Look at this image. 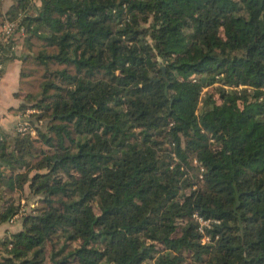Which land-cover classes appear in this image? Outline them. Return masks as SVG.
Here are the masks:
<instances>
[{
    "label": "trees",
    "instance_id": "16d2710c",
    "mask_svg": "<svg viewBox=\"0 0 264 264\" xmlns=\"http://www.w3.org/2000/svg\"><path fill=\"white\" fill-rule=\"evenodd\" d=\"M40 2L8 10L36 132L0 127V264H264V0Z\"/></svg>",
    "mask_w": 264,
    "mask_h": 264
},
{
    "label": "crops",
    "instance_id": "0c3cea01",
    "mask_svg": "<svg viewBox=\"0 0 264 264\" xmlns=\"http://www.w3.org/2000/svg\"><path fill=\"white\" fill-rule=\"evenodd\" d=\"M17 50L15 54L12 53V56L4 62V69L0 76V127L11 134L17 128L21 117L19 113L12 109L18 107L23 102V97L20 94L22 64L20 56L22 50ZM21 201L23 203L25 199L22 198ZM21 227L22 223L20 219H16L13 222H2L0 224V236L5 235L7 232L19 230Z\"/></svg>",
    "mask_w": 264,
    "mask_h": 264
},
{
    "label": "rangeland",
    "instance_id": "374dc122",
    "mask_svg": "<svg viewBox=\"0 0 264 264\" xmlns=\"http://www.w3.org/2000/svg\"><path fill=\"white\" fill-rule=\"evenodd\" d=\"M15 0H5L4 1V8H3V12H2V15H1V17H0V29L4 26V25H6V24H8V23H10V22H17V23H19V25L20 26H22L21 24H20V21L22 20V15L23 14H21L20 12H19V14H18V16H17V18L16 19H11L10 17H9V14H8V10H9V8H10V6L13 4V2H14ZM37 4H40L41 2H40V0H34ZM24 26V25H23ZM23 35H14L13 37L11 36L10 38H7L5 41H4V43H10L11 45H10V47L12 48V50L14 51H16L17 49V51H19L20 49H21V47H22V42H23ZM12 50H10V51H12ZM207 90H209V91H214L213 93H214V95H215V97H216V99H217V102H220V98H218V93H217V91L213 88V86L211 87V86H209V87H206L204 90H203V92L202 93H204L205 91H207ZM205 94V93H204ZM34 135H35V133H33ZM171 149H172V146L170 147ZM167 152H169V151H167ZM171 153V152H170ZM172 154V158H173V163H175L176 162V160L178 159V158H176L177 156H174V154H173V152L171 153ZM194 163H196L197 164V161H196V159L194 160ZM202 170V168H200V171ZM32 173H34V171L33 172H31V174ZM199 178L200 179H202V175L201 174H199ZM25 194L21 197V198H24L25 199V201L22 203V201H21V208H24L25 209V211H27V210H30V208H32V207H34L36 204H37V195H34V194H32V192H31V190H30V188L27 186V188L25 189ZM12 193L10 192V193H7V197H10V195H11ZM17 195H19V194H16V196ZM162 247V246H161ZM164 247V246H163ZM162 247V248H163ZM46 255L48 256L49 255V252H47L46 253ZM49 257V256H48ZM48 257H46L47 258V263L48 264H51V262L49 261V258Z\"/></svg>",
    "mask_w": 264,
    "mask_h": 264
},
{
    "label": "built area",
    "instance_id": "2783aa9c",
    "mask_svg": "<svg viewBox=\"0 0 264 264\" xmlns=\"http://www.w3.org/2000/svg\"><path fill=\"white\" fill-rule=\"evenodd\" d=\"M24 35L25 34V26H20L19 23H15V22H10L6 25H4L1 29H0V42L4 45L6 43H4V41L7 38H10L11 36L13 37L14 35ZM12 50V48H10ZM13 53L12 51H5L3 49L2 46H0V55H11ZM0 56V57H1ZM4 69V62L0 60V76L1 73ZM29 111H33V109H30ZM19 128L22 130H26V131H31L32 133H35L36 130L31 126L30 121L28 120L27 116H23L21 115L20 117V121L18 124ZM199 218V220L201 222H207L205 221L201 216H197Z\"/></svg>",
    "mask_w": 264,
    "mask_h": 264
}]
</instances>
